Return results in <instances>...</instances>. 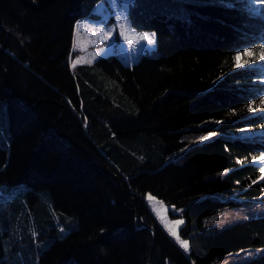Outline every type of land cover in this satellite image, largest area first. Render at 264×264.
<instances>
[{"label":"trees","instance_id":"obj_1","mask_svg":"<svg viewBox=\"0 0 264 264\" xmlns=\"http://www.w3.org/2000/svg\"><path fill=\"white\" fill-rule=\"evenodd\" d=\"M106 1L0 0V264H264V0H130L155 49L73 66Z\"/></svg>","mask_w":264,"mask_h":264},{"label":"rangeland","instance_id":"obj_2","mask_svg":"<svg viewBox=\"0 0 264 264\" xmlns=\"http://www.w3.org/2000/svg\"><path fill=\"white\" fill-rule=\"evenodd\" d=\"M104 3L99 4L95 10L99 20L83 19L76 25L73 50L81 55L73 60V66L93 64L109 55H118L121 59L124 58L126 65H133L143 53L155 49L152 34L138 35L134 32L128 17L130 0H107ZM253 5L260 10L259 5ZM261 161L264 159L260 160L262 166ZM260 253L249 252L230 259L227 264L243 263L258 257ZM15 262L30 263L27 258Z\"/></svg>","mask_w":264,"mask_h":264},{"label":"snow or ice","instance_id":"obj_3","mask_svg":"<svg viewBox=\"0 0 264 264\" xmlns=\"http://www.w3.org/2000/svg\"><path fill=\"white\" fill-rule=\"evenodd\" d=\"M237 59H239V57H237ZM261 164H262V166L260 168V173H261V175H264V161H261ZM177 223L178 224L182 223V221H177Z\"/></svg>","mask_w":264,"mask_h":264},{"label":"crops","instance_id":"obj_4","mask_svg":"<svg viewBox=\"0 0 264 264\" xmlns=\"http://www.w3.org/2000/svg\"><path fill=\"white\" fill-rule=\"evenodd\" d=\"M131 4H132V1H131ZM131 6V5H130ZM130 8V7H129ZM128 12H129V10H128ZM129 17V16H128ZM129 22L131 23V21H130V19H129ZM134 30V29H133ZM134 32L136 33V34H138V35H149V33H139V32H137V31H135L134 30ZM123 59V62L125 61L124 60V58H122ZM125 63V62H124ZM82 64H84V63H82ZM126 64V63H125Z\"/></svg>","mask_w":264,"mask_h":264}]
</instances>
